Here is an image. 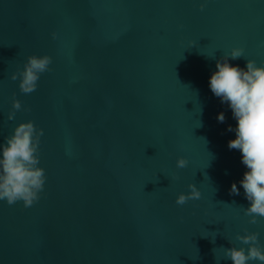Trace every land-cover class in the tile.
Returning a JSON list of instances; mask_svg holds the SVG:
<instances>
[{"label":"water","instance_id":"obj_1","mask_svg":"<svg viewBox=\"0 0 264 264\" xmlns=\"http://www.w3.org/2000/svg\"><path fill=\"white\" fill-rule=\"evenodd\" d=\"M233 48L264 67V0H0V145L33 121L46 176L31 207L0 200V264H232L245 229L264 245L209 87ZM31 55L51 71L24 94L10 76ZM189 184L200 198L177 205Z\"/></svg>","mask_w":264,"mask_h":264},{"label":"clouds","instance_id":"obj_2","mask_svg":"<svg viewBox=\"0 0 264 264\" xmlns=\"http://www.w3.org/2000/svg\"><path fill=\"white\" fill-rule=\"evenodd\" d=\"M201 10L204 4L200 5ZM53 39L56 33L52 34ZM244 57L242 48H233L216 62V71L212 73L209 87L212 93L219 97L222 103H227L237 121L235 129L231 125L228 131H235L236 138L229 140L228 148L241 152V162L248 171L239 181L244 189V195L250 202L247 208L241 207L250 224L259 223L258 217L264 218V67L257 66L254 60H246V69L232 66L229 59L237 60ZM52 58L48 55L27 57L23 69L12 73L10 79L19 78V89L24 94H31L37 89L40 75L51 71L49 65ZM22 109L18 99L12 100V110L8 119L13 120L17 111ZM30 111V109H24ZM221 123L225 121L224 113L217 116ZM43 129H38L33 121L21 122L6 137V143L0 145V200H6L8 205L22 201L24 207H31L39 200V194L44 190L46 180L45 170L39 167L40 137ZM188 161L180 157L176 161L177 168H185ZM191 190L187 194L177 196L176 204L184 205L188 200H198L201 196L195 184H189ZM230 195H239L240 189L235 182L229 190ZM237 234L236 240L244 247L235 246L223 248L225 259L232 264H248L249 261H259L264 264V245L259 242V233ZM215 241L213 240V243ZM231 244V241H229ZM216 258L217 264L219 259Z\"/></svg>","mask_w":264,"mask_h":264}]
</instances>
